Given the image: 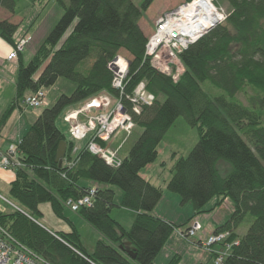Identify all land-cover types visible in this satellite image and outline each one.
I'll return each instance as SVG.
<instances>
[{"label": "trees", "instance_id": "obj_1", "mask_svg": "<svg viewBox=\"0 0 264 264\" xmlns=\"http://www.w3.org/2000/svg\"><path fill=\"white\" fill-rule=\"evenodd\" d=\"M57 1L63 10L61 17L29 61L23 64L19 60L15 98L0 115V132L19 106V99L28 93L47 89L60 77L76 86L70 95L62 94L52 106L45 107L21 137L18 149L24 167L15 169L8 190L21 209L0 212V225L52 264H155L175 228L186 226L196 215L229 199L233 210L213 231L230 233L227 241L232 245L222 264H264V126L260 112L264 109V0H216L227 4L226 20L181 52L184 72L176 81L144 58L149 35L140 20L154 0H143L139 6L132 0ZM0 9L15 13V0H0ZM17 26L0 19V37L14 45ZM121 52L130 61L126 92L144 82L153 101L143 105L139 113L130 110L141 132L114 167L85 147L74 151V143L57 127L56 119L67 107L98 93L116 94L107 64ZM88 58L92 64L80 71V63ZM204 82L225 94L211 96L201 88ZM247 86L260 93L254 99L259 109L233 100ZM180 116L196 129L198 139L186 156L175 159L167 182L168 190L180 196L181 204L191 202L193 206L192 215L176 225L152 214L163 191L140 171L157 158L159 143ZM61 141L66 142V150L58 167L55 154ZM220 159L232 165L226 175L216 168ZM89 182L99 187L91 205L76 213L101 235L91 253L84 249L78 231L65 215V202L87 195L94 188ZM112 186L121 190L118 206L136 212L128 230L110 216L115 206ZM214 198L213 206L206 208ZM44 203L69 225V232L51 233L39 223V205ZM248 216V228L239 236L236 231ZM131 248L134 258L127 254ZM214 258L211 253L213 264ZM179 260L173 255L166 264H178Z\"/></svg>", "mask_w": 264, "mask_h": 264}, {"label": "rangeland", "instance_id": "obj_2", "mask_svg": "<svg viewBox=\"0 0 264 264\" xmlns=\"http://www.w3.org/2000/svg\"><path fill=\"white\" fill-rule=\"evenodd\" d=\"M64 1L68 2L69 0ZM142 1L143 0H132V2L137 6H139ZM182 3H184V0H154L144 13L142 19L140 20V25L146 35L150 36L152 34L154 23L157 17H159L162 13L166 11L175 9ZM215 5L221 8L222 10H225L227 13L228 6L226 3L219 4L216 1ZM2 11L4 12H0V19H7L11 23H15L18 25L17 29L13 33L12 40L14 42H17L21 37L28 36L29 38L28 41L25 43L23 50L19 52L21 53L23 61H21L17 57L16 59H12V61L7 63L5 62L4 58L7 59L6 56L9 51L13 50V45H10L2 37H0V79H2L0 80V84L3 82L4 79V84L2 86L3 96L0 97V115L3 112L2 110L5 108L4 97H6V95L10 92V89H12V83H14L13 78H16L17 64L19 63V60L23 64H26L29 61L38 46L42 43V41L45 39L47 34L50 32V30L53 28V26L56 24V22L63 13V10L57 0H15V13L10 14L3 9ZM74 24L75 21L64 33L60 40V43L69 34ZM120 54L126 56V58L129 60L125 52H121ZM166 55L167 54L165 53L164 57H166ZM91 64L92 59L88 58L82 61L78 68L80 71L83 72L86 71ZM40 70L35 73V77L39 74ZM75 86V83L69 79L63 77L58 78L51 87L45 89L46 101L48 102V105L46 103V105H43L41 107L27 106L23 103L22 98L19 99V105H21L25 110L24 116H32L33 113L37 116L45 107L52 106L60 95H70L71 92L74 90ZM200 86L205 92H207L211 96H219L225 94L221 89L212 86L209 82L201 83ZM258 95L260 96L259 92L257 94L255 90L247 86L245 88V91L243 93H238L233 98V100L237 101L240 104H243L246 107L259 109V105H256L257 103H254V99H256L255 97H257ZM260 112L262 113L261 123L264 126V109H260ZM62 113L56 119L57 127L64 133L67 140H70L75 144V147L80 146L81 149L84 148L86 143L89 141L92 133H87V135L82 139L73 138L70 134L68 125L64 124L61 119ZM26 117L22 118V122L27 124L28 120ZM34 120L35 119H32L30 123ZM28 124L27 126L29 127ZM140 132L141 128L139 126H134L131 133L127 137L124 132L119 131L108 142L110 147L112 148L115 146H119V150L116 153V156L118 158H122L123 156L127 155L129 149L135 142ZM10 136L11 138H13L12 133H10ZM197 139L198 134L196 129L194 127H191L185 121L183 116L178 117L174 122L173 126L168 130L164 138L159 143L157 158L152 163L148 164L145 169H142L140 171V173L142 174L146 173V178L148 180H151V182L162 188V197L159 200L160 202L158 201L159 204L155 211L158 212L159 209L161 214H164V216L168 218H171V216L175 214V219L172 222H174L176 225L182 224L187 220V218L192 215L193 206L191 202H185L184 204H181L180 196L168 190L167 182L171 177V168L174 164L175 159L179 156H186L191 150V148L194 146V144L197 142ZM9 145L10 143H7L6 148H8ZM216 168L218 169V172L221 175H226L232 170V165L228 161L220 159L216 163ZM14 171L15 170H9L8 173L14 174ZM89 184L90 186H95V183L93 182H89ZM105 185L111 187L110 185ZM112 187L115 190L114 202H116L120 198L121 190L116 186ZM8 190L9 184L7 179H5V177L0 176V212L3 213L10 212L15 209L11 204L15 205L19 210L21 209V205L10 197ZM214 202L215 198L210 200L206 204V207L208 208L212 206ZM41 209L43 211V215L38 219L39 223L45 224L49 227L54 226V228H58L61 225H65L63 222L64 220L57 218L53 214L48 204L44 203V205L41 206ZM232 210L233 204L231 200L228 199L223 205L220 206V208L216 210L214 215L212 214L213 211L205 212L204 215L201 214L197 218V220L199 223H201V225H204V227L201 231H198L194 236L184 237L181 235V232H183L186 227H190L195 222V220H191L186 226H180L178 228H175L171 235L172 244L169 245H172V252H177L181 256L178 264H196V260H198L200 263L207 262L208 264H213V260L208 259L207 253H209V251H207V249L203 246L199 248L197 244H195V242L198 238H207L208 229L207 225L205 227V223L211 222L209 220L211 219V215H213L212 218L215 220L218 219L225 221L231 214ZM65 215L70 218L73 215L77 216L78 214L66 208ZM249 220H251V217L248 216L246 220L237 229L236 232L239 236H243L245 234L249 225ZM86 225L88 227L90 226L87 222ZM90 227L94 229L92 226ZM79 228L82 230L81 239L84 240V244L86 246H89V248H91L90 246H92L93 243H90V237L89 239L85 237L87 230H84L83 227ZM195 247L200 250H195ZM171 250H169V247L167 246L165 250H163V252L160 254L159 258L157 257L155 259V263L166 264L168 259L163 256L166 254H172Z\"/></svg>", "mask_w": 264, "mask_h": 264}, {"label": "built area", "instance_id": "obj_3", "mask_svg": "<svg viewBox=\"0 0 264 264\" xmlns=\"http://www.w3.org/2000/svg\"><path fill=\"white\" fill-rule=\"evenodd\" d=\"M215 3L216 0H191L162 13L157 17L153 32L147 38L144 58L149 59L155 69L176 81L184 72V66L179 58L181 52L225 21L228 12L217 7ZM193 19L198 22L195 23ZM28 38V36L21 37L14 43L13 50L7 55L8 60L17 58ZM165 53L166 57H164ZM129 65L130 61L126 56L117 54L107 64L112 73L111 87L116 94L98 93L77 105L67 107L61 116L64 124L68 125L73 138L82 139L87 133H92L85 148L92 154L103 158L106 163L110 159L104 155V152L111 150L107 146H101L99 142L108 144L119 131L124 132L127 137L135 126L131 111L139 113L143 105H149L153 101V95L146 91L144 82L138 83L131 92H126ZM22 101L30 107L46 105L45 89L40 88L26 95ZM117 149L119 146L111 152L116 154ZM21 167H24V163L20 159L18 143L9 145L4 152L0 151V169L15 170ZM94 193L95 188H90L87 195L76 200L68 199L65 206L76 212L82 206L91 205ZM11 205L19 210L15 205ZM201 229V223L194 222L186 232H181V235L194 236ZM229 234L228 231L212 232L201 243L207 251L215 254L214 264H222L223 258L231 247L232 243L227 241ZM216 244L223 246V253L212 251L211 247ZM0 264L52 263L22 245L0 225Z\"/></svg>", "mask_w": 264, "mask_h": 264}, {"label": "crops", "instance_id": "obj_4", "mask_svg": "<svg viewBox=\"0 0 264 264\" xmlns=\"http://www.w3.org/2000/svg\"><path fill=\"white\" fill-rule=\"evenodd\" d=\"M0 12H4V11H2V9H0ZM3 15H4V13H3ZM4 18H6V17H4ZM10 53V51L8 52V54ZM7 54V55H8ZM7 57V56H6ZM18 59H20L21 61H23L22 59V56H20V58L18 57ZM4 60H5V62H10V61H12V60H7V59H5L4 58ZM17 66H18V64H17ZM14 75H15V72H14ZM0 80H2V79H0ZM13 80H14V83H12V89H10V92L6 95V97H4V106H5V108L7 107V105L12 101V99H14L15 98V94H16V90H15V81H16V78H13ZM3 84H4V79H3V82L0 84L1 86H0V97L1 96H3L2 94V86H3ZM8 84V83H7ZM10 84H11V81H10ZM29 94V93H28ZM27 94V95H28ZM46 103H47V105H48V102L46 101ZM18 105H19V101H18ZM4 108V109H5ZM4 109L2 110V111H4ZM24 113H25V110H24V108L21 106V105H19V106H16V108L13 110V112L11 113V115H10V117H9V119L7 120V122H6V124L4 125V127L2 128V130H1V132H0V151L1 152H4V151H6V145H7V143H10V145H11V143L12 144H17V143H19V141L21 140V137L23 136V134L27 131L26 129H27V124L28 123H30V121H32V119H36L35 117H37L36 116V114H34L33 113V115L32 116H28V117H26V116H24ZM23 117H26L27 118V120H28V123L26 124V123H23L22 122V118ZM17 120V121H16ZM31 123H33V122H31ZM30 123V124H31ZM30 124H28V125H30ZM10 133H12V135H13V138H11V136H10ZM9 137V138H8ZM74 147H75V144H74ZM107 147H108V149H110L111 151H114L116 148H118V146H115V147H110V145H109V143L107 144ZM75 150H81V148H80V146H76L75 147ZM119 149H117V151H118ZM117 153V152H116ZM126 156V155H125ZM125 156H123V157H125ZM122 157V158H123ZM122 158H119V159H122ZM148 166V165H147ZM146 167H144L143 169H145ZM8 171L9 170H3V169H0V176L1 177H5V179H7V181H8V184H9V182L10 181H12L13 180V178H14V174H10V173H8ZM140 175L143 177V178H145L146 180H148L147 178H146V173L145 174H142V173H140ZM148 181H150L151 182V180H148ZM152 184H154L153 182H151ZM154 185H156V184H154ZM89 186H90V184H89ZM91 187H94V188H96V187H99V185H96L95 184V186H91ZM101 187H103V186H101ZM120 198H121V193H120ZM120 198H119V200L118 201H116V202H114L115 203V206L114 207H112L111 208V210H110V216L113 218V219H115L125 230H128L130 227H131V225H132V222H133V220H134V218H135V216H136V212L135 211H132V210H129V209H125V208H122V207H119L118 206V203L120 202ZM228 199H225L224 201H223V203L221 204V205H223L224 203H225V201H227ZM160 202V201H159ZM159 202L156 204V206H155V208L153 209V211H152V214L153 215H155V216H157V217H160V218H162V219H164V220H166V221H170V222H172L174 219H175V214L173 215V216H171V218H168V217H166V216H164V214H161V212L159 211V209H158V212H156L155 210H156V208H157V206H158V204H159ZM47 204V203H46ZM42 205H44V204H41V205H39V210L41 211V213H42V215H43V211H42V209H41V206ZM49 205V204H48ZM220 205V206H221ZM213 206V205H212ZM212 206H210V207H212ZM220 206H218V207H215L213 210H211V211H213L212 212V214L214 215L215 214V212H216V210L218 209V208H220ZM210 207H208V208H210ZM207 208V207H206ZM201 214H205V212L204 213H200V214H198V215H196L194 218H193V220H195V222H198V220H197V218L201 215ZM213 215H211V219H209L211 222H207V223H205V227H206V225H207V229H208V234H210V233H212L213 231H214V229L217 227V226H219V225H221L224 221H222V220H215V219H213L212 217H213ZM67 217V216H66ZM178 217V216H177ZM68 219H69V221L74 225V227L76 228V230L78 231V233H79V235H80V238H82V233H81V229L79 228V227H83V229L84 230H87V233H86V235H85V237L87 238V239H89V237H90V243H93L92 244V246H90L91 248H89V246H86L85 244H84V240H82L81 239V243H82V246L84 247V249L88 252V253H91L92 251H93V248H94V244H95V242H96V240L97 239H99V238H101V235L95 230V229H92L90 226L88 227L87 225H86V222L79 216V215H77V216H75V215H73L72 217H67ZM64 222V226L63 225H61L60 227H58V228H54V226L52 227H49V226H46L45 224H41L44 228H46L48 231H50L51 233H54V232H69L70 231V227H69V225L65 222V221H63ZM172 223H174V222H172ZM204 227V225H202V228ZM90 228V229H89ZM202 230V229H201ZM200 230V231H201ZM208 236V235H207ZM205 239L206 238H198L197 239V241L195 242V244H197V246L200 248V247H202V245H201V243L202 242H204L205 241ZM169 244H172V241H171V236L169 237V239L167 240V242L165 243V245H164V247L162 248V250L158 253V255L156 256V258L158 257L159 258V256H160V254L163 252V250H165V248L168 246L169 247V250H171L172 249V245L170 246ZM196 248V247H195ZM211 249H212V251L213 252H216V253H223L224 252V248H223V246L222 245H213L212 247H211ZM195 250H200V249H195ZM173 250H171V252H172ZM175 251V250H174ZM170 252V253H171ZM208 254V259H209V256H210V254H211V252H209V253H207ZM173 255H178L179 256V259H180V254H178L177 252H172V254H170V255H164L163 257H165V258H167L168 259V261H169V259L173 256ZM155 258V259H156ZM167 261V262H168ZM166 262V263H167ZM154 263H155V260H154ZM202 263V262H201ZM206 263V262H205ZM156 264V263H155ZM196 264H200V262L198 261V260H196Z\"/></svg>", "mask_w": 264, "mask_h": 264}, {"label": "water", "instance_id": "obj_5", "mask_svg": "<svg viewBox=\"0 0 264 264\" xmlns=\"http://www.w3.org/2000/svg\"><path fill=\"white\" fill-rule=\"evenodd\" d=\"M65 150H66V142L61 141L57 147L56 154H55V162L57 163L58 167L62 166L64 155H65ZM104 155L110 159V161L108 162L109 165L116 167L119 164L120 159L115 154H113L111 151L105 150ZM123 244L129 246L128 243H123ZM120 247L123 248V245H120ZM133 252L134 250L132 248L127 249V254L131 255V258H134Z\"/></svg>", "mask_w": 264, "mask_h": 264}, {"label": "bare ground", "instance_id": "obj_6", "mask_svg": "<svg viewBox=\"0 0 264 264\" xmlns=\"http://www.w3.org/2000/svg\"><path fill=\"white\" fill-rule=\"evenodd\" d=\"M200 20V19H199ZM193 21H195V23H197L198 22V20L196 21L195 19H193Z\"/></svg>", "mask_w": 264, "mask_h": 264}]
</instances>
